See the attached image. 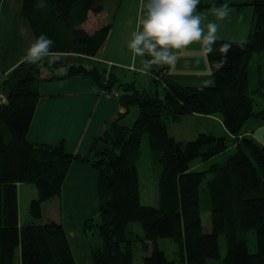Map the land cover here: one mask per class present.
<instances>
[{"label": "trees", "instance_id": "1", "mask_svg": "<svg viewBox=\"0 0 264 264\" xmlns=\"http://www.w3.org/2000/svg\"><path fill=\"white\" fill-rule=\"evenodd\" d=\"M108 1L23 0L22 15L35 36L46 33L55 43L49 56L36 63L22 61L0 79V90L8 97L0 109V264H77L64 224L42 221L44 202L61 196L75 161L88 162L99 173L98 218L85 221L95 264H138L140 248L142 264H264V144L245 134L251 119L264 120V106L258 107L264 99V64L259 66L257 98L250 92L251 61L264 52V0L245 3L254 7L247 39L219 37L215 50L206 52L213 84H183L167 76L169 65H153L149 75L156 93L136 77L122 80L125 68L99 58L115 17ZM224 3L235 4L200 0L197 10ZM107 9L112 20L89 30L90 15ZM225 43L231 44L226 57ZM53 55L60 59L52 61ZM75 76L90 79L122 111L106 122L85 154L68 152L63 141L29 140L41 83ZM136 106L134 123L125 124ZM189 114H218L226 132L203 131L195 139L179 140L170 124ZM145 136L161 167L157 205L144 203L141 196L137 158ZM231 146L234 151L225 154ZM224 154V161H214L207 169L193 168L197 159L210 161ZM19 183L38 190L23 222ZM203 193L210 230L203 222ZM135 223L142 230L133 228ZM165 238L177 244L174 257L161 245Z\"/></svg>", "mask_w": 264, "mask_h": 264}, {"label": "crops", "instance_id": "2", "mask_svg": "<svg viewBox=\"0 0 264 264\" xmlns=\"http://www.w3.org/2000/svg\"><path fill=\"white\" fill-rule=\"evenodd\" d=\"M231 2H234V5L242 4L238 0ZM146 3L147 0L116 2L113 8L114 23L99 53L100 59L136 73L143 72L141 70L143 58L135 56L128 43L147 12ZM22 8L23 0L0 2V72H9L22 62V56L36 39L31 22L22 15ZM197 12L203 18L209 17L206 13L215 15L211 14L213 8ZM103 14L108 18L111 16L108 9L101 13ZM198 51L199 53L201 51V56L204 54L202 42H193L183 49L175 50L177 60L169 67L167 76L183 84H213L214 77L210 65L206 61L204 64L202 59L197 60ZM40 92L42 97L28 138L35 143L59 144L63 141L70 153H87L92 140L101 134L106 122L122 111L117 100L106 92H97L91 80L81 76L44 81L40 85ZM192 115L208 119L216 117ZM221 123V129L226 132L222 119ZM245 134L264 144V120L251 119L245 128ZM98 181L99 173L90 163L75 161L61 196L44 202L42 221L54 219L64 224L77 264H95L91 243L85 230V221L95 217L99 210ZM23 185L24 183H19V207ZM31 189L33 192L30 203L38 196L34 188ZM29 205L28 212L26 210L21 222L29 217Z\"/></svg>", "mask_w": 264, "mask_h": 264}, {"label": "rangeland", "instance_id": "3", "mask_svg": "<svg viewBox=\"0 0 264 264\" xmlns=\"http://www.w3.org/2000/svg\"><path fill=\"white\" fill-rule=\"evenodd\" d=\"M228 2L237 1V0H227ZM242 4L237 5H230V14L224 20H219L214 15H210L209 17L203 18V26L209 22H216L219 25L218 36L220 38L225 39H237V40H245L247 39L250 29L253 26V17H254V7L250 4H245L246 0H238ZM117 0H109L107 5L109 10L114 8L116 5ZM211 14H214L211 13ZM108 20H112L110 17L108 18L107 15H97L91 14L89 21L86 23V27L94 31L100 27V25H104L108 23ZM204 54L201 51L197 54V60H201L202 62H208V58L206 55V51L204 48ZM204 56V57H203ZM204 60V61H203ZM260 64H264V52L257 53L254 55L251 61V75H250V92L251 95L257 98L256 89L259 82V66ZM163 64H154L155 67H160ZM3 73V72H1ZM6 73V72H5ZM121 78L124 81L133 80L135 77L137 78L138 83L142 87H146L151 89L153 93L157 92V87L152 84V78L149 74H144V72L136 73L135 71H131L129 69H125V71H120ZM160 92L162 93V88H160ZM264 106V99H259L258 107ZM139 114V108L133 107L132 111L126 116L124 119V123L127 125H132ZM216 117L213 119H208L205 117H197L195 115L189 114L185 115L180 121L172 122L170 124V131L171 133L179 140H191L195 139L199 132L201 131H215L216 133H220L222 128V123L220 119V115L216 114ZM234 151V147L231 146L229 151L225 154H229L230 152ZM219 155L216 158L211 159L210 161H202L201 159L195 160L193 164V168L196 170L207 169L214 161H224L226 155ZM137 164L140 171V179H141V196L142 201L147 204H155L157 205L160 201V192H159V178L161 167L158 165L157 162V155L154 154L150 147H149V140L148 137L145 136L142 143V151L137 158ZM212 175L207 177V180ZM36 192L38 193L37 187L31 183H24L21 189V218L23 219L24 214L27 210L28 212V205L31 200V193ZM202 206V216L203 222L207 230L211 228V219H210V212L207 208L206 204V194H202L201 200ZM98 216V211L95 213V217ZM98 218V217H97ZM136 225V226H135ZM137 227V229L142 230V226L139 223H135L133 228ZM253 239V238H252ZM254 242V240H252ZM251 242V243H252ZM161 245L166 250L169 257H174L175 252L177 249V244L172 238H165L161 240ZM225 253V250H223ZM143 250L140 248L136 252V261L138 264H142V257H143ZM178 264H184L183 262H178Z\"/></svg>", "mask_w": 264, "mask_h": 264}, {"label": "clouds", "instance_id": "4", "mask_svg": "<svg viewBox=\"0 0 264 264\" xmlns=\"http://www.w3.org/2000/svg\"><path fill=\"white\" fill-rule=\"evenodd\" d=\"M199 3L200 0H147V12L128 43L133 54L143 58L141 70L144 74H149L154 64L174 65L177 60L175 50L193 42H202L208 53L215 50L219 25L209 22L205 29L203 17L197 12ZM230 11L228 3L213 8L219 20L228 17ZM54 43L46 33H41L22 56V61L36 63L49 56ZM230 47L228 43L223 45L225 57ZM51 59L55 61L60 57L53 55ZM216 67L221 68L223 64L217 63Z\"/></svg>", "mask_w": 264, "mask_h": 264}, {"label": "built area", "instance_id": "5", "mask_svg": "<svg viewBox=\"0 0 264 264\" xmlns=\"http://www.w3.org/2000/svg\"><path fill=\"white\" fill-rule=\"evenodd\" d=\"M2 75H3V73L0 72V79H1ZM0 83H1V80H0ZM7 100H8L7 95L2 90H0V104L2 105Z\"/></svg>", "mask_w": 264, "mask_h": 264}, {"label": "water", "instance_id": "6", "mask_svg": "<svg viewBox=\"0 0 264 264\" xmlns=\"http://www.w3.org/2000/svg\"><path fill=\"white\" fill-rule=\"evenodd\" d=\"M2 108V105L0 104V109Z\"/></svg>", "mask_w": 264, "mask_h": 264}]
</instances>
